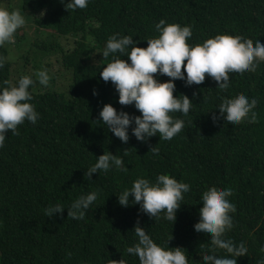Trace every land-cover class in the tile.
I'll return each mask as SVG.
<instances>
[{
  "label": "trees",
  "instance_id": "obj_1",
  "mask_svg": "<svg viewBox=\"0 0 264 264\" xmlns=\"http://www.w3.org/2000/svg\"><path fill=\"white\" fill-rule=\"evenodd\" d=\"M0 3L9 10L19 8L27 21L14 44L0 47V84L32 76L36 83L29 89L31 103L39 113L35 124L18 126V135L9 130L0 148V264H110L121 259L139 264L126 251L137 242L133 230L138 220L155 242L171 239L169 247L186 249L189 264H200L211 253V237L197 233L194 225L200 219L202 194L212 187L232 191L228 199L236 212L230 213L233 228L224 238L248 249L237 264L264 260V62L254 73H230L227 92L219 91L214 80L213 87L189 90L193 107L187 116L172 114L185 127L171 140L156 135L139 141L130 128V139L123 143L100 117L106 104L141 115L134 104L121 105L115 86L100 75L113 59L112 54L106 59L102 55L112 35H131L137 46L146 48L147 40L159 35L155 25L163 19L190 25V44L221 31L264 44V0H90L75 11L66 10L60 0ZM116 55L130 63L127 56ZM45 69L51 77L48 86L39 84L35 75ZM154 75L160 82L170 79ZM175 84L183 86L179 80ZM239 95L257 99L255 123L230 125L219 118L223 98ZM153 147L159 148L158 154L151 152ZM108 151L123 157L127 171L113 168L85 177ZM160 174L190 185L175 224L150 218L131 199L127 207L118 202V195L136 179L154 182ZM93 191L99 196L85 218L68 217L71 203ZM56 204L65 210L49 218L44 210ZM216 254L235 258L222 249Z\"/></svg>",
  "mask_w": 264,
  "mask_h": 264
},
{
  "label": "clouds",
  "instance_id": "obj_2",
  "mask_svg": "<svg viewBox=\"0 0 264 264\" xmlns=\"http://www.w3.org/2000/svg\"><path fill=\"white\" fill-rule=\"evenodd\" d=\"M90 0H60L66 10L84 9ZM24 14L19 8L9 10L0 7V47L15 43L17 31L26 25ZM159 34L148 39L146 48L137 46L131 35H112L104 48L102 55L106 59L112 54L113 59L103 67L100 75L104 82L111 81L119 94L121 105H133L141 115L133 116L125 111L118 112L111 104L103 106L100 117L107 131L113 133L123 143L132 135L139 141L147 142L151 137L160 136V140H171L185 127V121L174 117L173 113L187 116L193 107L191 92L193 87L218 83V90L227 92L230 88V73L244 74L256 72L261 62H264V44L257 40L255 45L242 36H233L227 31L210 33L197 44L188 41L193 36L190 25L181 26L179 23H166L161 19L155 25ZM129 47L131 51L129 52ZM127 56L130 60L121 59L116 54ZM4 66V57H0V68ZM159 76L166 75L170 79L160 82ZM39 84L48 86L50 75L41 70L35 73ZM179 80L182 87L175 81ZM215 82H214V81ZM36 81L32 76L24 75L17 83L4 81L0 84V148L5 147L7 133L12 131L18 135V126L25 121L35 124L39 118L33 96L29 91ZM4 85H8L4 87ZM94 95L98 93L94 90ZM180 95V96H174ZM195 96V94H194ZM257 99H249L239 95L234 99L223 98L218 106L219 118L225 123L236 125L248 120L255 123ZM213 120H217L213 116ZM100 121V120H98ZM135 127H132V125ZM153 154L159 153L158 147L151 148ZM129 153L125 150L124 155ZM127 171L123 157L105 152L97 158L94 165L87 169L85 177L92 178L94 173H107L111 169ZM190 191V185L178 181L171 175L160 174L155 181L138 178L131 189L124 190L118 195L121 206H129L130 199L140 205L141 212L156 221L164 219L176 223L177 211L181 208L184 194ZM231 189L217 190L209 188L202 194L203 207L199 210V222L194 225L197 233L211 237L212 250L203 255L200 264H237V258L245 256L247 247L232 240L225 239V233L233 228V218L230 213L236 212L235 204L228 199ZM99 192L93 191L75 199L68 209V217L83 220L86 211L98 199ZM65 208L60 204L50 205L45 209V215L53 217L63 214ZM137 242L126 249L127 253L139 258V264H189L186 249L169 247L167 243L154 241L145 228L140 227L139 220L133 230ZM226 250L235 258L218 256L217 250ZM264 251V249H261ZM110 264H127L124 259ZM259 264H264L260 260Z\"/></svg>",
  "mask_w": 264,
  "mask_h": 264
},
{
  "label": "rangeland",
  "instance_id": "obj_3",
  "mask_svg": "<svg viewBox=\"0 0 264 264\" xmlns=\"http://www.w3.org/2000/svg\"><path fill=\"white\" fill-rule=\"evenodd\" d=\"M0 5H2L1 3H0ZM44 17V16H43ZM35 26H36V23L35 24H33V26L31 27V28H29V29H27L29 32H34V28H35ZM34 35H35V33H34ZM36 36V35H35ZM37 37V36H36ZM55 69V68H54ZM27 72H33L31 69H29V70H27ZM18 76V75H17Z\"/></svg>",
  "mask_w": 264,
  "mask_h": 264
}]
</instances>
